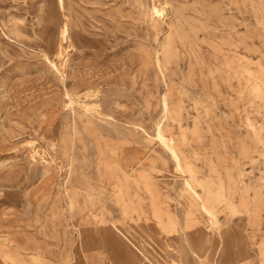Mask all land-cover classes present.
I'll use <instances>...</instances> for the list:
<instances>
[{"label":"rangeland","instance_id":"obj_1","mask_svg":"<svg viewBox=\"0 0 264 264\" xmlns=\"http://www.w3.org/2000/svg\"><path fill=\"white\" fill-rule=\"evenodd\" d=\"M0 264H264V0H0Z\"/></svg>","mask_w":264,"mask_h":264},{"label":"bare ground","instance_id":"obj_2","mask_svg":"<svg viewBox=\"0 0 264 264\" xmlns=\"http://www.w3.org/2000/svg\"><path fill=\"white\" fill-rule=\"evenodd\" d=\"M153 12L158 14L159 13V10L157 8L153 7ZM61 30H62L61 33L63 34L65 32V26H63ZM157 135L161 139L160 131H158ZM169 150H170L171 154L173 155V157L176 160H178L177 155H176L175 151L173 150V148L172 147H169ZM187 185H189V184H187ZM202 207L204 208V205L203 204H202Z\"/></svg>","mask_w":264,"mask_h":264}]
</instances>
